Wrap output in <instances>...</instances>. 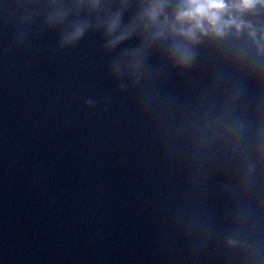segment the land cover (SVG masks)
<instances>
[{
  "label": "clouds",
  "instance_id": "9594fccd",
  "mask_svg": "<svg viewBox=\"0 0 264 264\" xmlns=\"http://www.w3.org/2000/svg\"><path fill=\"white\" fill-rule=\"evenodd\" d=\"M166 4L167 0H156L155 3L148 6L144 12V18L147 20L145 27H156L157 31L154 38H160L171 33L195 43L198 42L199 36H207L212 33L217 37H222L229 28L234 27L239 32L242 28L250 27L240 20V15L254 10L257 5L264 7V0H234L231 4L226 3V0H179L172 13L171 21L165 13ZM234 12L236 13L235 16L233 15ZM117 23L118 17L112 20L108 31H114ZM85 29L86 25L77 26L65 37L63 42L71 44L77 41ZM249 35L253 39L256 37L255 31L250 32ZM123 38L121 36L117 40L111 41V44L114 45ZM260 39L264 41V36H261ZM173 52L179 57L182 64L190 63L191 54L187 48L175 45Z\"/></svg>",
  "mask_w": 264,
  "mask_h": 264
}]
</instances>
